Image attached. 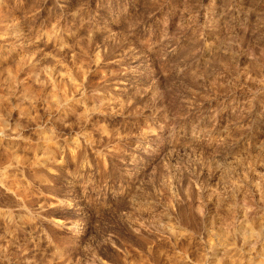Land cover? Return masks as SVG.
<instances>
[{"label": "rangeland", "instance_id": "374dc122", "mask_svg": "<svg viewBox=\"0 0 264 264\" xmlns=\"http://www.w3.org/2000/svg\"><path fill=\"white\" fill-rule=\"evenodd\" d=\"M0 264H264V0H0Z\"/></svg>", "mask_w": 264, "mask_h": 264}]
</instances>
